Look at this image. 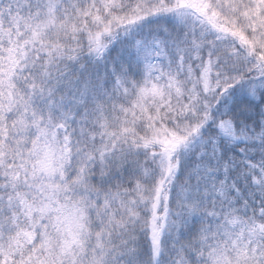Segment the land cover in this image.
I'll return each instance as SVG.
<instances>
[{"label":"snow or ice","instance_id":"1","mask_svg":"<svg viewBox=\"0 0 264 264\" xmlns=\"http://www.w3.org/2000/svg\"><path fill=\"white\" fill-rule=\"evenodd\" d=\"M0 264H264V0H0Z\"/></svg>","mask_w":264,"mask_h":264}]
</instances>
